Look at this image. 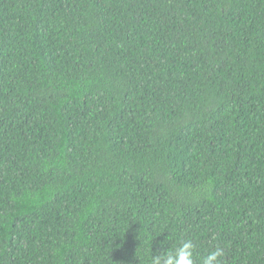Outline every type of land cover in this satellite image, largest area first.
<instances>
[{
	"label": "trees",
	"instance_id": "trees-1",
	"mask_svg": "<svg viewBox=\"0 0 264 264\" xmlns=\"http://www.w3.org/2000/svg\"><path fill=\"white\" fill-rule=\"evenodd\" d=\"M264 264V0H0V264Z\"/></svg>",
	"mask_w": 264,
	"mask_h": 264
},
{
	"label": "clouds",
	"instance_id": "clouds-1",
	"mask_svg": "<svg viewBox=\"0 0 264 264\" xmlns=\"http://www.w3.org/2000/svg\"><path fill=\"white\" fill-rule=\"evenodd\" d=\"M196 245L191 239H181L172 248L152 255L150 264H194ZM224 255L222 248H216L201 258L200 264H220Z\"/></svg>",
	"mask_w": 264,
	"mask_h": 264
}]
</instances>
